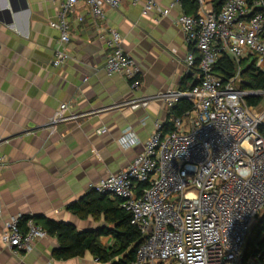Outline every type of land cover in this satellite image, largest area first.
Returning <instances> with one entry per match:
<instances>
[{"label":"built area","instance_id":"2783aa9c","mask_svg":"<svg viewBox=\"0 0 264 264\" xmlns=\"http://www.w3.org/2000/svg\"><path fill=\"white\" fill-rule=\"evenodd\" d=\"M57 1L58 20L50 25L60 31L53 65L61 66L69 59L63 47L70 41L68 15L79 0ZM84 1L102 22L106 8H118L124 0ZM179 1L172 0L170 7ZM196 1L198 13H182L176 22L194 47L185 61L197 69L198 82L115 105L146 106L160 99L170 111L185 98L191 108L172 117L169 127L157 121L143 151L91 188L120 198L131 224L141 232L143 241L131 264H264V251L246 255L253 221L264 209V110L249 104L248 97H263L264 88L240 84L241 61L264 68V0H224L219 8L215 0ZM138 2L143 13L169 14L170 7L161 8L155 0H132ZM100 29L98 38L109 50L106 71L121 74L137 89L141 68L124 49L123 35L116 27ZM226 54L240 63L228 79L214 68ZM69 107L61 103L50 125L75 118L66 113ZM119 141L126 146L140 142L131 127ZM3 160L0 154V165ZM2 212L0 195V218ZM20 218L12 215L4 222L2 242L15 253L30 252L37 239L49 234L33 217L22 228Z\"/></svg>","mask_w":264,"mask_h":264},{"label":"crops","instance_id":"0c3cea01","mask_svg":"<svg viewBox=\"0 0 264 264\" xmlns=\"http://www.w3.org/2000/svg\"><path fill=\"white\" fill-rule=\"evenodd\" d=\"M155 2L169 8L172 0ZM58 7L57 0H0V264H102L90 252L55 258L59 242L50 234L37 239L32 251L15 253L2 242L4 222L12 215H31L36 222L51 218L78 230L107 226L104 215L82 218L69 204L125 168L143 151L156 122H166L170 112L160 99L146 106L115 105L197 79V69L185 61L194 47L176 22L182 13H198L196 0H180L165 16L157 10L143 13L142 2L124 0L118 8L107 7L102 22L79 0L68 15L70 41L63 47L69 59L55 66L60 31L50 21L58 20ZM102 26L123 35L124 49L141 68L137 89L121 74L106 71L109 50L98 38ZM64 102L70 103L66 113L77 116L51 126ZM128 127L138 144L120 143ZM100 241L109 246L114 238L104 234Z\"/></svg>","mask_w":264,"mask_h":264},{"label":"trees","instance_id":"16d2710c","mask_svg":"<svg viewBox=\"0 0 264 264\" xmlns=\"http://www.w3.org/2000/svg\"><path fill=\"white\" fill-rule=\"evenodd\" d=\"M224 0H215L217 8ZM241 63V64H240ZM241 87L262 89L264 88V68L255 66L254 62L241 61ZM229 55H223L215 64V71L224 79L233 76L239 65ZM194 85L198 79L194 81ZM193 86L187 85L188 88ZM262 101L261 96L248 97L251 105H258ZM191 108L188 99L179 100L170 110L169 119L164 122V126L172 125L171 118L181 116ZM261 132L264 135V124L261 126ZM69 208L82 218L93 216L95 218L104 215L107 226L93 230H78L77 227L69 222L57 221L51 218H38L37 221L48 234L56 236L59 242L54 251V257L57 259H68L76 256H83L90 252L102 264H131L136 255L139 244L143 241L141 232L131 224L130 214L121 206L120 198H110L109 194L99 192L91 188L79 200L69 204ZM29 217L21 216L20 223L25 227L26 220ZM37 219V218H36ZM104 234H111L114 238L112 245L106 246L100 241ZM249 237L246 240V255L264 251V214L259 217V221L253 225ZM259 235L262 238L258 240Z\"/></svg>","mask_w":264,"mask_h":264},{"label":"rangeland","instance_id":"374dc122","mask_svg":"<svg viewBox=\"0 0 264 264\" xmlns=\"http://www.w3.org/2000/svg\"><path fill=\"white\" fill-rule=\"evenodd\" d=\"M258 108L261 109V110H264V96L262 97V101H261V103L258 104ZM262 214H264V209H261V210L258 212L256 218H255L254 221H253L252 227H253L254 224H256V223L259 221V217H260ZM252 227H251V229H252ZM248 237H249V235H248ZM248 237H247V239H248ZM261 238H262V235H259L258 240L261 239Z\"/></svg>","mask_w":264,"mask_h":264},{"label":"water","instance_id":"95a60500","mask_svg":"<svg viewBox=\"0 0 264 264\" xmlns=\"http://www.w3.org/2000/svg\"><path fill=\"white\" fill-rule=\"evenodd\" d=\"M195 82H193V85H194Z\"/></svg>","mask_w":264,"mask_h":264}]
</instances>
